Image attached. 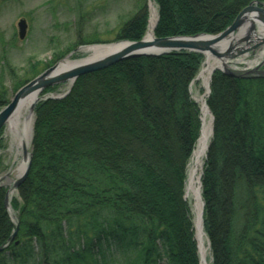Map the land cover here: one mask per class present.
Returning <instances> with one entry per match:
<instances>
[{
	"label": "trees",
	"instance_id": "1",
	"mask_svg": "<svg viewBox=\"0 0 264 264\" xmlns=\"http://www.w3.org/2000/svg\"><path fill=\"white\" fill-rule=\"evenodd\" d=\"M151 1L157 38L217 35L245 7L264 3ZM147 2L114 42L145 36ZM91 38L79 35L73 48L104 42ZM66 55L31 60L22 73L6 65L12 83L0 84V110ZM204 61L188 51L142 56L81 76L62 98L53 97L61 85L44 90L31 167L11 202L15 221L0 186V264H200L186 186L202 130L190 89ZM210 91L213 135L201 185L211 264H264V76L217 70Z\"/></svg>",
	"mask_w": 264,
	"mask_h": 264
},
{
	"label": "rangeland",
	"instance_id": "2",
	"mask_svg": "<svg viewBox=\"0 0 264 264\" xmlns=\"http://www.w3.org/2000/svg\"><path fill=\"white\" fill-rule=\"evenodd\" d=\"M140 1L141 0H0V84L3 83L11 88L12 77L6 66L8 64L22 73L31 60L49 62L56 54L66 52L67 55L64 58L65 60L70 58L71 60L77 61L88 57V54L84 52V49L87 47L117 43L114 42V40L119 27L137 14L136 12L138 11ZM147 3L149 27L152 7L156 9L157 17L158 10L153 1L148 0ZM20 19H26L28 23L27 35L24 40H20L18 36L17 25ZM148 31L149 29H147L145 36L148 35ZM79 35L84 38H96L104 42L85 44L73 48ZM241 59L239 60L242 64H237L236 66L232 65V67L235 66L237 70H243L262 66V69H264V46L256 50L254 55H250V57L245 56ZM69 87V84L61 85L56 95L65 94ZM190 91L192 98L200 106L201 120L203 123L201 100H206L207 87L202 80L197 81L195 79L191 85ZM30 117L34 123V115H29L28 110L24 119ZM2 138L5 147L0 151V185L3 184L10 188L9 185L18 179V171L16 172L18 165L20 162L25 163V161L22 154L18 156L16 149L13 151L11 150V138L8 135L7 125L3 129ZM31 140L28 145V151H31ZM204 159L205 157L203 158V163ZM202 168L203 165L199 169V177ZM9 181L11 182L9 183ZM15 193V196L11 200L18 197V192ZM186 198L192 204L194 221H196L195 196L192 192H187V186ZM11 214L12 220L15 221L13 210ZM205 245L208 248L207 262L211 264V254L207 236Z\"/></svg>",
	"mask_w": 264,
	"mask_h": 264
},
{
	"label": "water",
	"instance_id": "3",
	"mask_svg": "<svg viewBox=\"0 0 264 264\" xmlns=\"http://www.w3.org/2000/svg\"><path fill=\"white\" fill-rule=\"evenodd\" d=\"M17 26L19 38L24 40L28 29L26 19H20ZM261 33H264V4L252 3L239 13L232 25L217 35L157 38L153 33L152 38H148L146 35L138 41L112 44L111 51L97 59L86 62L81 61L88 58L77 61L70 58L63 59L21 87L14 94L10 103L0 110V132L18 112L21 105L29 99H34L29 109V115H33L36 103L44 90L62 84H69L70 91L81 76L104 70L119 62L137 57L161 56L180 51L196 52L203 54L205 57L210 56L217 62L218 66L213 69L211 76L215 71L221 70L231 77H250L255 71L236 72L228 66V62L250 56L257 49L263 47L264 35H259ZM260 74L264 76V71H261ZM208 93H210V85H208ZM67 94L58 98H62ZM23 159L26 163L25 169L6 195L5 205L8 211H11V191L18 190L24 183L31 167L32 156L26 148H23ZM17 232V230L14 232L11 240L16 237Z\"/></svg>",
	"mask_w": 264,
	"mask_h": 264
},
{
	"label": "bare ground",
	"instance_id": "4",
	"mask_svg": "<svg viewBox=\"0 0 264 264\" xmlns=\"http://www.w3.org/2000/svg\"><path fill=\"white\" fill-rule=\"evenodd\" d=\"M156 22H157V11L154 7H152V16L150 19L149 31L147 35L148 38L153 37V31L155 29ZM261 35H264V33ZM112 48H113L112 45L87 47L84 49V52L88 54V59L81 62H86L92 59L103 57L104 55L107 54L108 51H111ZM216 66H218V64L210 56H208L204 62L203 68L201 69L199 76L197 77V81L202 80L205 86L207 87L211 73ZM33 100L34 99H29L25 101L21 105L18 112L12 117V119L7 124L8 135L11 138V150L13 151L16 149L18 156L20 154L23 155V148H26L28 150V145L31 140L33 120L31 117L26 119L24 118ZM201 103L203 107L202 110H203L204 126L202 130V134L193 152L191 162L189 165L190 168L188 171L187 192H192L196 200L195 211L197 216H196L195 226H196V237L199 242L198 245L200 250L201 264H208L207 262L208 248L205 245L206 236L202 222L204 205L201 198L198 172L200 167L203 165V158L206 156L209 141L212 136V117L209 110L204 105L205 101L203 99L201 100ZM25 166L26 163L24 162H20V164L18 165L16 169V172L18 171V177L22 175ZM10 182L11 181H9V183ZM15 194H16L15 191L11 193L10 195L11 199L15 196Z\"/></svg>",
	"mask_w": 264,
	"mask_h": 264
}]
</instances>
